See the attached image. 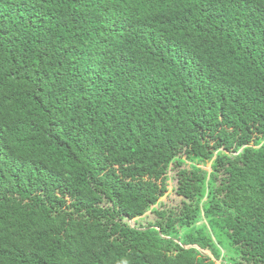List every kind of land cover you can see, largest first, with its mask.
I'll use <instances>...</instances> for the list:
<instances>
[{
  "label": "trees",
  "instance_id": "16d2710c",
  "mask_svg": "<svg viewBox=\"0 0 264 264\" xmlns=\"http://www.w3.org/2000/svg\"><path fill=\"white\" fill-rule=\"evenodd\" d=\"M0 264H264V0H0Z\"/></svg>",
  "mask_w": 264,
  "mask_h": 264
},
{
  "label": "rangeland",
  "instance_id": "374dc122",
  "mask_svg": "<svg viewBox=\"0 0 264 264\" xmlns=\"http://www.w3.org/2000/svg\"><path fill=\"white\" fill-rule=\"evenodd\" d=\"M206 167H208V165ZM173 184H174V182H171L170 186L173 185ZM174 199H175V197L173 196V194H171L169 197L163 196L161 198V200H164V201L167 200L169 202H172Z\"/></svg>",
  "mask_w": 264,
  "mask_h": 264
},
{
  "label": "water",
  "instance_id": "95a60500",
  "mask_svg": "<svg viewBox=\"0 0 264 264\" xmlns=\"http://www.w3.org/2000/svg\"><path fill=\"white\" fill-rule=\"evenodd\" d=\"M203 253H206L205 251H202Z\"/></svg>",
  "mask_w": 264,
  "mask_h": 264
}]
</instances>
